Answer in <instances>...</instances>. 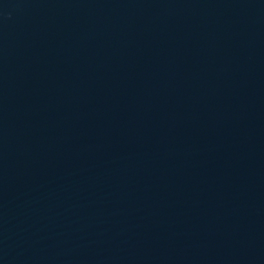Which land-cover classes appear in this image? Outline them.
Here are the masks:
<instances>
[{
  "label": "water",
  "instance_id": "95a60500",
  "mask_svg": "<svg viewBox=\"0 0 264 264\" xmlns=\"http://www.w3.org/2000/svg\"><path fill=\"white\" fill-rule=\"evenodd\" d=\"M0 264H264V0H0Z\"/></svg>",
  "mask_w": 264,
  "mask_h": 264
}]
</instances>
